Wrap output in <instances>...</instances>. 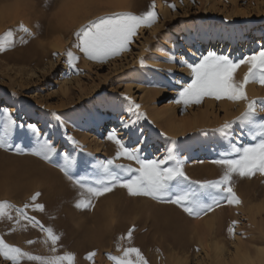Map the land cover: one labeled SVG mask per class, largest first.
I'll list each match as a JSON object with an SVG mask.
<instances>
[{"label":"rangeland","instance_id":"1","mask_svg":"<svg viewBox=\"0 0 264 264\" xmlns=\"http://www.w3.org/2000/svg\"><path fill=\"white\" fill-rule=\"evenodd\" d=\"M135 1L0 0L1 14L10 13L6 21L0 22V37L12 30L14 41L11 47L0 51V135H4V125L7 121L5 111H8L18 123H34L43 133L50 135L59 149L71 152L78 159L80 166L74 171H78L80 175H88L91 165L115 155L117 145L107 139L108 134L115 131L127 146L139 147L142 158H160L171 148L174 155L183 160L184 171L192 181L216 180L223 174L224 169L213 161L221 158L228 142L222 140L213 130L222 126L225 121L235 120L245 110L246 102L216 100L208 96L199 104L190 103L187 106L175 101L179 99V92L191 83L193 78L187 64L199 63L209 52L239 60L264 48V0H139L138 4ZM153 4L157 22L151 27H140L128 51L101 63L87 59L74 46V32L89 20L120 11L140 14ZM136 6H139V9H136ZM21 23L30 30L31 35L18 30ZM21 37L27 42L22 43ZM68 50L79 57L73 62L75 67L68 63ZM172 57L175 61L183 59L185 64L167 62ZM246 72L247 65H242L235 74L236 80H243ZM246 93L250 100H264V86L259 83L247 84ZM126 98L139 104V111L145 114L131 129H126L121 123L129 119L136 120L134 115L127 112L129 99ZM259 118L264 119V113H259ZM186 122L190 125L186 132L178 135L171 133L172 125ZM234 127L239 133L238 126ZM68 137L78 141L80 147L72 145ZM17 139L19 141L24 138L19 135ZM234 142L237 146H244L257 141L243 135L239 140L234 138ZM6 152L8 153L0 149V162L7 163L14 159L13 157L32 156L15 154L9 159L10 156H7ZM232 155L234 157L236 154ZM45 163L46 168L50 170L49 182L65 185L68 182L67 185L73 188L75 186L74 190L76 189L75 192L80 197L78 191L81 189L72 180L64 177L52 163ZM117 163L138 167L135 162L126 159H120ZM172 163L170 162V165ZM55 170L58 172L54 173ZM7 183L3 186H6L5 191L0 188L3 192L0 191V201H8L15 207L23 208L27 196L30 195L27 192L28 182L24 180L9 187L10 184ZM233 187L241 200L239 205H228L224 202L200 217L189 216L174 204L160 203L145 196H130L126 189L117 187L95 199L94 207L79 214L85 219L80 217L81 222L78 224L79 217L74 219V223L71 209L70 211L64 207L66 214L57 208L52 211L49 199L42 197L41 200L37 199L38 202L29 204L25 214L29 217L38 214L35 212L38 210L34 211L31 206L36 202L44 205L43 213L65 214L60 221L53 220V223L50 221L52 219L44 216L48 225L45 228H55V233L61 235L55 245V252L52 251L51 241L45 242V228L41 229L45 234L43 235L37 230L40 228L39 223L34 225L23 218L17 223V213L14 210L11 212L12 220L7 217L0 218V238L6 244L20 247L22 252L30 254L31 250V254L36 252L35 256H46L44 258L72 253L75 256L74 264H115L109 256L121 255L125 247L139 248L148 264H179L180 261V264H218L217 254L220 251L213 246L215 241L219 242L218 247L224 246L231 256L235 251L234 240L237 242V237L240 239L238 244L254 251L256 247L252 245L258 239L256 236L261 237L260 229H264V175L257 172L250 178L234 176ZM7 188L12 189L11 196H7ZM122 201H125L124 206ZM127 204L132 205L131 209ZM162 205H173V210L176 207L178 212H174L181 218L187 214L186 218L184 217L186 221L183 218L179 220L178 217V225L183 226L181 228L185 231L178 230V233L182 236L185 234V239L189 238V245L182 250L174 248L172 244L173 237L171 238L170 234L175 235V228L173 231L164 226V229L150 222L155 217L153 207L159 209ZM256 207L262 208L256 210ZM109 210L115 214L110 222L119 227L113 228L115 235L107 232L104 227L107 224L104 214ZM110 211L108 213H111ZM148 213L151 214L149 218ZM92 219H95L97 224L102 222L99 231L106 241L105 249L95 245L92 249L91 240L94 233H91L89 228H96ZM233 221L236 222L234 226ZM153 223L157 224L155 218ZM230 227H234V233H229ZM130 228L134 231L129 241L127 232ZM215 234L218 238L212 239ZM122 237L124 238L121 239ZM29 241L32 245L28 244ZM79 247L81 249H78ZM89 253H95L92 259L86 258ZM38 261L23 257L20 264H41V261ZM0 264L13 262L0 256ZM61 264H69V261L64 260Z\"/></svg>","mask_w":264,"mask_h":264},{"label":"snow or ice","instance_id":"2","mask_svg":"<svg viewBox=\"0 0 264 264\" xmlns=\"http://www.w3.org/2000/svg\"><path fill=\"white\" fill-rule=\"evenodd\" d=\"M171 7L174 8V5ZM153 9L154 4L140 14L120 11L89 20L74 32L76 37L74 46L87 59L104 63L128 51L140 27H151L157 22L158 17ZM18 30L31 35L30 30L23 23L19 25ZM12 37V30H8L3 37H0V51L13 45ZM21 42L26 43L27 41L21 37ZM66 55L70 66L75 67L73 62L79 57L75 56L71 50H68ZM167 62L185 64L183 59L175 61L174 57ZM242 65H247V72L243 80L238 81L235 74ZM187 67L190 68L193 78L191 83L179 92V99L175 101L176 103L182 102L185 106L190 103L199 104L205 96L216 100L246 102L245 110L235 120L225 121L222 126L213 130L222 140L228 142L221 158L213 161L224 169L223 174L216 180L192 181L184 171L183 160L175 156L171 148L160 158H142L141 149L127 146L123 138L118 137L115 131L107 136L108 140L117 145L115 155L112 158L98 160L90 166V174L80 175L78 171H74L79 168L80 162L71 152L59 149L50 135L43 133L36 124L18 123L8 111H5L7 121L4 125V135H0V149L18 155H33L59 168L82 190L79 193L81 199L75 204L78 209L94 207L95 199L112 192L117 187L126 189L130 196H145L160 203L177 205L192 217L205 215L224 202L228 205H239L241 200L234 191L233 177L250 178L257 172L264 175V119L259 118V113H264V100H250L246 93V85L251 82L264 86V48L239 60L209 52L199 63L187 64ZM126 99H129L127 112L134 115L136 120L129 119L121 123L126 129H131L139 119L144 118L145 114L139 111V104L131 101L130 98ZM234 126H238L239 133ZM19 135H22L24 139L18 141ZM243 135L257 142L237 146L234 138L239 140ZM67 139L75 147H80L79 142L74 138L68 137ZM233 153L236 154L234 157ZM120 159L133 161L138 167H133L132 164L117 163ZM170 162L173 163L170 165ZM40 195V192H36L31 197V201L35 202ZM29 206L26 203L23 208H18L8 201H0V218L7 217L12 220L11 212L14 210L17 213V223L20 218H23L35 225L38 223L35 217L25 214ZM31 206L34 210H44V205L40 203H33ZM235 224L236 222L233 221V226ZM43 230L47 234L45 242L50 240L53 245L52 251L55 252V245L61 239L60 235H57L51 227ZM133 231L134 229L130 228L127 232L129 241L133 236ZM228 231L234 233V227H230ZM94 255L95 253H89L86 258L92 259ZM0 256L12 261L13 264H20L23 257L39 260L41 264H61L64 260L69 261V264H74L75 261L72 253L51 258L33 256L22 252L19 247L6 244L2 238H0ZM109 258L115 264H148L137 247H125L121 255H110Z\"/></svg>","mask_w":264,"mask_h":264},{"label":"bare ground","instance_id":"3","mask_svg":"<svg viewBox=\"0 0 264 264\" xmlns=\"http://www.w3.org/2000/svg\"><path fill=\"white\" fill-rule=\"evenodd\" d=\"M135 1V0H134ZM139 0H137V1H135L137 4L140 2H138ZM134 3V2H133ZM134 5H136V4H134ZM140 6V5H139ZM139 6H136V9L138 8L139 9ZM142 6V5H141ZM128 7H130V6H128ZM133 7V6H132ZM135 8V7H134ZM133 8V9H134ZM132 9V10H133ZM141 9V8H140ZM8 10V9H7ZM9 11H11V10H9ZM25 11V10H24ZM13 12H14V10H13ZM2 13H3V11H2ZM6 13V12H5ZM19 13V12H18ZM7 16H10V13L8 12V13H6V14H1V11H0V22H2V21H6V19H8L7 18ZM12 16H13V14H12ZM11 18V17H10ZM60 19V18H59ZM61 20V19H60ZM212 40H213V42H215L214 41V38H212ZM196 121V120H195ZM196 123H199V122H197L196 121ZM195 123V124H196ZM173 124V123H172ZM192 124V123H191ZM171 126V125H170ZM188 129H190V125H188L187 124V122L186 123H182V124H174V125H172V131H171V133L172 134H174V135H178V134H182V133H184V132H186ZM7 153V152H6ZM6 153H5V155H6ZM4 154V153H3ZM10 156L9 157V159L11 158V157H13L15 154L14 153H12L11 151L9 152L8 151V153H7V156ZM0 156H1V154H0ZM6 156V157H7ZM6 157H4V158H6ZM32 157V158H31ZM31 157H19V158H17V157H13L14 159H10L9 161H7V163H3V162H0V171H3V172H0V179H2V180H0V188H3V186H4V183L5 182H8L7 184H10V185H8V187L9 186H11V185H18V183H20L21 181H24V180H26L27 182H28V187H27V192H28V194H30V195H26L27 196V199H26V201H25V203H27V204H31L33 201H31V197L36 193V192H40L41 193V195L38 197V199H42V197H45V200H48L49 199V201H50V205H51V210L52 209H55L56 210V208H57V210H62L65 214H66V209H64V207H67V208H69L68 210H70L71 212H72V214H71V216L72 217H74L73 218V220L75 219V220H77L78 219V217H79V219H78V222H77V224L79 223V221H80V217L82 218H84L85 219V217L84 216H79V214H82L83 212L85 213V210L86 209H78V208H76L75 207V204H76V202H77V200H79V199H81V197H78L77 196V194H76V189L74 190V188H75V186H74V188H73V186H70V185H67V183H66V185L65 184H61V183H52V182H49V173H48V170L49 169H47L46 168V163H45V161L44 160H42V159H40V158H35V156H34V158H33V155L31 156ZM2 159H3V155H2ZM1 161V160H0ZM4 161V160H3ZM6 162V161H5ZM3 163V164H2ZM48 167V166H47ZM53 170V169H52ZM50 171V170H49ZM56 171L57 170H55V172L54 173H56ZM213 171V170H212ZM58 172V171H57ZM60 172V171H59ZM53 173V174H54ZM222 173V172H221ZM52 175V174H51ZM57 175V174H56ZM1 176H3V177H1ZM64 177H65V175H64ZM59 178V177H58ZM52 179H53V177H52ZM56 179V178H55ZM64 179V178H63ZM51 181V180H50ZM65 181V180H64ZM64 183V182H63ZM72 185V184H71ZM6 187V186H5ZM4 187V188H5ZM3 188V191H5V189ZM1 192H2V189L0 190ZM7 193L6 192H4V193H6L7 194V196H11L13 193L11 192L12 191V189L11 188H7ZM77 191H78V189H77ZM81 191V190H80ZM80 191H78L79 193H80ZM0 192V196L2 195V193ZM4 196V195H3ZM80 196V195H79ZM86 196V195H85ZM1 198V197H0ZM3 198V197H2ZM23 200H24V198H23ZM37 201V200H36ZM39 201V200H38ZM37 201V202H38ZM36 202V203H37ZM122 203H123V201H122ZM122 203H120V204H122ZM124 203H125V201H124ZM124 203L122 204L123 206H124ZM46 204V203H45ZM117 205H118V203H117ZM128 206H130V209H131V207H132V205H130V204H127ZM126 205V206H127ZM46 206V205H45ZM120 207H121V205H119ZM163 206V205H162ZM101 207V206H100ZM112 207V206H111ZM119 207V208H120ZM134 207V206H133ZM152 207V206H151ZM45 208V207H44ZM113 208V207H112ZM118 208V209H119ZM125 208V207H124ZM123 208V209H124ZM154 208V209H153ZM152 209H153V214H155L154 216V218L156 219V222H157V224H155V223H153L154 222V218H152V220L153 221H151L150 220V222H152V224H154V225H158V226H160V227H162V228H164V226L166 227V229H167V227L169 228V230H170V228L173 230V228H175L174 230L175 231H177V233H178V230H181V231H183V232H185L184 231V228H181V227H183V226H179L178 225V217H180L179 218V220H181L182 218L184 219V217L187 215V214H185V216L184 217H182L181 218V216H178V213L176 214L175 212H178L177 211V209H176V207H175V210H173V205L172 206H170V205H165V206H163V207H160L159 209H155V207H153ZM260 208H262V207H260ZM260 208H258L257 209V207H256V210H259ZM128 209V208H127ZM126 209V210H127ZM54 210V211H55ZM59 210V211H60ZM88 210V209H87ZM100 210V209H99ZM129 210V209H128ZM139 210V209H138ZM35 211V210H34ZM39 211V210H38ZM38 211H35V212H37L38 214H36L35 213V215H34V217H35V220L39 223V226H40V228L39 229H37V230H39L43 235H45L44 234V232L41 230V229H43V228H45V227H47L48 225H46V220L44 219V218H46V217H48L47 219H52V220H50L51 221V223H53L52 221L53 220H55L56 222H57V220H61L62 219V217L65 215H63V213H60V212H58V213H52V212H49V213H43L44 212V210L43 211H41V212H38ZM53 211V210H52ZM110 211V210H109ZM108 211V212H109ZM139 211H141V210H139ZM175 211V212H174ZM56 212V211H55ZM108 212H105V214H104V218L106 219V221H107V224H106V226L104 225V227L106 228V231L107 232H112L113 234H114V231H113V228L114 227H118L117 225H113L111 222H110V219L112 218V217H114L115 216V214H113L111 211V213H108ZM113 212H114V210H113ZM129 212V211H128ZM147 212V211H146ZM32 213V212H31ZM91 213H93V212H91ZM95 213V212H94ZM93 213V214H94ZM115 213V212H114ZM255 213H257V212H255ZM28 214V213H27ZM69 214V213H68ZM110 214V215H109ZM182 214V213H181ZM180 214V215H181ZM83 215H85V214H83ZM87 215V214H86ZM112 215V216H111ZM133 215V214H132ZM148 215V218L150 217L149 215H151V214H147ZM183 215V214H182ZM251 215H253V213L251 214ZM258 215V214H257ZM262 215V214H261ZM44 216H46V217H44ZM70 217V216H69ZM152 217V216H151ZM65 218V217H64ZM89 218V217H88ZM91 218V217H90ZM128 218V217H127ZM186 218V217H185ZM253 218V217H252ZM263 218V217H262ZM261 217H260V219H262ZM66 219H67V217H66ZM115 219V218H114ZM207 219V218H206ZM257 219V218H256ZM68 220V219H67ZM75 220H74V223H76L75 222ZM88 219H86V221H87ZM112 220H113V218H112ZM185 221H186V219H184ZM188 220V219H187ZM58 221V222H59ZM64 221V220H63ZM62 221V222H63ZM84 221V220H83ZM92 221L95 223V219H92ZM183 221V220H182ZM252 222H253V220H251ZM22 222V221H21ZM56 222H54V223H56ZM70 222V221H69ZM81 222V221H80ZM147 222V221H146ZM179 222H181V221H179ZM207 222V221H206ZM255 222H256V220H255ZM260 222V221H259ZM262 222V221H261ZM71 223V222H70ZM73 223V224H74ZM185 223V222H184ZM204 223V222H203ZM208 223H209V220H208ZM211 223H212V221H211ZM210 223V224H211ZM257 223V222H256ZM21 224V223H20ZM58 224V223H57ZM61 224V223H60ZM96 224V228H89V231L91 232V233H94V235L92 236L93 237V239L91 240V242H92V249L94 248V245L95 246H97V247H100L101 249L102 248H104L107 244H106V241H104V237L102 238L101 237V235L102 234H100V231H99V229H100V227L102 226L101 224H102V222H101V224H97V223H95ZM105 224V223H104ZM209 224V225H210ZM63 225H65V224H63ZM68 225V224H67ZM76 225V224H75ZM185 225H186V223H185ZM184 225V226H185ZM204 225H206V223L204 224ZM257 225V224H256ZM24 226H25V224H24ZM50 226V225H49ZM81 226H83V225H81ZM120 226V225H119ZM22 227H23V225H22ZM62 227V226H61ZM71 227V226H70ZM187 227V226H186ZM185 227V228H186ZM205 227H207V225L205 226ZM205 227H203V228H205ZM60 228V227H59ZM59 228H56V229H59ZM159 228V227H158ZM181 228V229H180ZM200 228V227H199ZM198 228V230H200ZM55 229V228H54ZM64 229V228H63ZM70 229V228H69ZM85 229V228H84ZM115 229V228H114ZM118 229H119V227H118ZM165 229V228H164ZM209 229H210V227H209ZM209 229H208V231H209ZM212 229V228H211ZM210 229V230H211ZM214 229V228H213ZM256 229H258V228H256ZM20 230V229H19ZM35 230V229H34ZM36 230V231H37ZM65 230V229H64ZM64 230H63V232H64ZM86 230V229H85ZM171 230V232H173ZM255 230V229H254ZM12 231V230H11ZM39 231L37 232V233H39ZM65 231H67V230H65ZM87 231V230H86ZM167 231V230H166ZM174 231V233H175V235H171L170 234V237L172 238V244H174V248H176V249H178V250H182V249H184L187 245H189V243H188V239L189 238H187L188 236H186V238L187 239H185L184 237H185V234H183V236L182 235H180L179 233L178 234H176V232ZM181 231H179V232H181ZM190 231H192V230H190ZM207 231V232H208ZM8 232V231H7ZM9 232H10V230H9ZM55 232V231H54ZM85 232V231H84ZM122 232V231H121ZM165 232V231H164ZM171 232H168V233H171ZM194 232V231H193ZM213 232H215V229H214V231ZM61 233V232H60ZM76 233V232H75ZM78 233V232H77ZM123 233V232H122ZM174 233H172V234H174ZM189 233V232H188ZM187 233V234H188ZM211 233V232H210ZM221 233V232H220ZM70 234V233H69ZM72 234V233H71ZM111 234V233H110ZM190 234V233H189ZM194 234H195V232H194ZM218 234V233H217ZM217 234H215V235H213L214 236V238H212V239H217L218 237L216 236ZM222 234H223V232H222ZM257 234V233H256ZM260 234L262 235L261 237H258V235L256 236V238H258L257 239V241H254L255 239H253V241L256 243V244H258L257 246H256V244L255 243H253L254 245H252L251 243L253 242L252 240H251V243H249V244H251L252 245V247L253 246H255L256 248L254 249V251L252 250V249H250V248H247V247H243V246H241L240 244H238V241L240 240L238 237H237V239H238V241L237 242H235V240H234V243H235V251H234V253L232 254V256H231V254L230 253H228V251H227V249L224 247V246H222V248H220V247H218L217 246V244H219V242H217V241H215V243L213 244V246L215 245V247H216V249L218 250V251H220L217 255H218V264H264V229H260ZM7 235V234H6ZM31 235H35V234H31ZM47 235V234H46ZM65 235H67V234H65ZM64 235V236H65ZM115 235V234H114ZM178 235V236H177ZM180 235V236H179ZM197 235H198V233H197ZM199 235H201V233L199 232ZM207 235V234H206ZM224 235H225V233H224ZM224 235H222V237H225ZM234 235H236V234H234ZM238 235V234H237ZM61 236V235H60ZM79 236V235H78ZM85 236V235H84ZM110 236V235H109ZM192 236V235H191ZM204 236V235H203ZM203 236H202V238H203ZM219 236V235H218ZM232 236H233V234H232ZM232 236H231V238H232ZM239 236V235H238ZM252 236V235H251ZM250 236V237H251ZM30 237H32V236H30ZM34 237V236H33ZM63 237V236H62ZM66 237V236H65ZM65 237H63L64 239H66ZM69 237V236H68ZM106 237V236H105ZM111 237V236H110ZM110 237H109V239H110ZM112 237H113V235H112ZM170 237H169V239H170ZM215 237H217V238H215ZM253 237H255V235L253 236ZM47 238V237H46ZM71 238V237H70ZM69 238V239H70ZM196 238V237H195ZM194 238V239H195ZM201 238V237H200ZM236 237L234 236V238L233 239H235ZM32 239V238H31ZM64 239H62V240H64ZM68 239V238H67ZM66 239V240H67ZM74 239H76V238H74ZM107 239V238H106ZM197 239V238H196ZM220 239V238H219ZM251 239H252V237H251ZM47 240V239H46ZM71 240V239H70ZM69 240V241H70ZM80 240V239H79ZM112 240V239H111ZM198 240V239H197ZM207 240V239H206ZM73 241H75V240H73ZM72 241V242H73ZM109 241V240H108ZM170 241V240H169ZM192 241V240H191ZM196 241V240H195ZM202 242H204L203 240H201ZM16 242H18V240L16 241ZM15 242V243H16ZM34 242V241H33ZM64 242V241H63ZM62 242V243H63ZM67 242V241H66ZM66 242H65V245H66ZM199 242V241H198ZM223 242V241H222ZM19 243V242H18ZM39 243V242H38ZM60 243V242H59ZM80 243V242H79ZM83 243V242H82ZM86 243V242H85ZM205 243V242H204ZM203 243V244H204ZM240 243H241V241H240ZM28 244H29V242H28ZM31 245H32V243H30ZM40 244V243H39ZM42 244H43V242H42ZM47 244V243H46ZM68 244V243H67ZM87 244V243H86ZM110 244H111V242H110ZM201 244V243H200ZM211 244V245H212ZM244 244V243H243ZM19 245V244H18ZM41 245V244H40ZM69 245V244H68ZM79 245V244H78ZM207 245H210V244H207ZM206 245V246H207ZM38 246V245H37ZM67 246V245H66ZM81 246V245H80ZM203 246V245H202ZM227 246V245H226ZM14 247H18V246H16V245H14ZM30 247V246H29ZM32 247V246H31ZM30 247V248H31ZM36 247V246H35ZM45 247V246H44ZM48 247V246H47ZM64 247V246H63ZM109 247V246H108ZM190 247V246H189ZM205 247V246H204ZM20 248V247H19ZM39 248H41V247H39ZM85 248V247H84ZM203 248V247H202ZM209 248V247H208ZM33 249V248H32ZM42 249V248H41ZM78 249H81L80 247L78 248ZM105 249V248H104ZM204 249V248H203ZM44 250V249H43ZM46 250V249H45ZM97 250H100V249H97ZM186 250V249H185ZM185 250H183V251H185ZM206 250V249H205ZM88 251V250H87ZM102 251V250H101ZM38 252V251H37ZM40 252H41V250H40ZM44 252V251H43ZM48 252V251H47ZM83 253H85V252H83ZM81 254V253H79V254H81V255H84V254ZM87 253V252H86ZM99 253V252H98ZM101 253V252H100ZM174 253V252H173ZM30 254H31V250H30ZM35 254H37L36 252L35 253H32L31 255H33V256H35ZM88 256V255H87ZM43 257V256H42ZM44 257H46V256H44ZM43 257V258H44ZM85 259V258H84ZM184 259V258H183ZM37 261V260H36ZM84 261V260H83ZM38 262H40V261H38ZM37 262V263H38ZM180 263H182L181 261L179 262V264Z\"/></svg>","mask_w":264,"mask_h":264}]
</instances>
